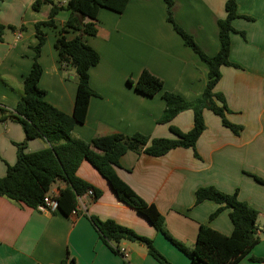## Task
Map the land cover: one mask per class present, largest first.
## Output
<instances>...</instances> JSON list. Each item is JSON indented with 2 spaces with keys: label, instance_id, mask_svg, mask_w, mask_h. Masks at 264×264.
Returning a JSON list of instances; mask_svg holds the SVG:
<instances>
[{
  "label": "crops",
  "instance_id": "obj_1",
  "mask_svg": "<svg viewBox=\"0 0 264 264\" xmlns=\"http://www.w3.org/2000/svg\"><path fill=\"white\" fill-rule=\"evenodd\" d=\"M33 1L0 0V24L6 26L0 36V104L7 110H12L21 96L23 78L32 64V46L37 41L34 24L45 20L51 7L43 2L35 10ZM172 1L174 21L205 54H216L218 20L226 15V0ZM237 12L252 19L239 16L231 21L236 31L230 33L229 59L238 67L221 66L215 91L223 94L229 109L226 117L241 126L239 132L234 133L219 116L204 109L205 129L195 143L198 157L192 148L184 147L160 156L128 150L115 170L141 198L155 205L169 233L188 248L193 247L201 224L226 235L233 228L229 210L210 218L218 205L208 199L195 203V190L212 185L223 192L236 191L240 200L259 211L260 234V241L236 264H264L250 259H264V182L253 176L264 180V0H237ZM67 16L68 11L61 10L55 27H43L45 41L38 57L43 72L38 86L45 90L48 103L71 114L76 74L73 68L61 65L54 46ZM76 34L68 30L65 36ZM85 39L99 54L97 64L88 70L89 84L96 94L89 99L85 120L75 123L71 136L89 141L95 135L139 132L158 138L175 136L170 125L182 131L191 129L192 109L179 112L169 122L157 121L165 107L162 92L191 101L201 96L208 73L206 63L184 45L167 21L164 0H129L120 13L102 7L96 33ZM143 69L163 82L152 96L128 82H135ZM24 138L18 122L0 119V177L7 165L15 163L16 143ZM47 145L44 139H29L25 151ZM77 175L101 192L96 198L82 195L76 213L31 208L0 196V264H159L139 242L123 239L117 246L125 255L113 252L99 237L89 215L111 219L149 237L171 264H193L143 214L119 200L88 160L81 161ZM58 185H52L51 193L57 194Z\"/></svg>",
  "mask_w": 264,
  "mask_h": 264
},
{
  "label": "trees",
  "instance_id": "obj_2",
  "mask_svg": "<svg viewBox=\"0 0 264 264\" xmlns=\"http://www.w3.org/2000/svg\"><path fill=\"white\" fill-rule=\"evenodd\" d=\"M129 0H67L57 3L53 0H34L32 8L37 10L43 2L50 4V10L45 20L34 24V34L37 39L32 46L34 54L28 73L22 81V94L12 110H7L0 104V119H11L18 122L24 132V140L16 143V161L7 165L6 173L0 177V196L17 204L37 208L48 194L57 203V209L64 214L76 210L79 198L92 189V197L100 195V189L92 186L77 175V168L83 159L88 160L98 172L106 178L117 198L143 214L157 231L163 234L172 244L187 255L193 264H236L254 245L260 241L257 218L259 211L238 198L237 192L227 193L215 186H201L195 190V203L205 199L212 200L218 207L210 214L215 217L221 210L228 209V215L233 225L229 235L223 234L207 225L198 228L195 243L192 248L186 247L175 239L165 227L164 216L155 205L146 202L117 174L115 167L119 159L128 150L151 156H160L176 147L192 148L205 129L203 110L209 109L219 116L224 126L238 133L241 126L230 122L222 93L215 91V85L220 78V68L223 65L238 67L229 59L231 46L230 33L236 31L231 21L239 16L252 19L237 12V0H226L224 8L226 15L218 20L219 49L216 54H205L196 44L193 37L185 32L173 19L172 0H164L166 4V19L173 29L181 36L184 45L190 47L203 60L207 67V81L200 97L191 101L183 99L179 94L164 91L162 98L165 107L158 122H169L176 114L185 110L193 111V126L188 131L170 125L174 137L150 138L139 132L124 134L113 132L106 135H95L89 141L71 136L75 123L85 120L89 99L95 91L89 84L88 70L99 61V54L86 41V35L96 33L97 14L104 7L113 12H122ZM61 10L68 11L63 27L58 31L54 46L58 52V60L63 67L73 68L76 74V93L73 111L66 114L44 99L45 90L38 86L43 69L38 62L41 47L45 41L43 27H55V17ZM0 24V36L4 29ZM9 28H14L8 25ZM22 29V26H20ZM68 30L77 34L67 38ZM244 35L243 32H240ZM133 84L135 89L147 96L157 93L163 86L160 78L143 69ZM40 138L47 146L36 151L26 152L25 146L29 139ZM255 179L264 182L253 175ZM58 185L57 194L51 193V187ZM99 237L115 253L124 255L117 243L123 239L142 243L159 264H171L153 244L152 239L138 234L133 229L118 224L111 219H100L89 215ZM264 236V231H263ZM251 260L264 261L263 258L250 257Z\"/></svg>",
  "mask_w": 264,
  "mask_h": 264
},
{
  "label": "built area",
  "instance_id": "obj_3",
  "mask_svg": "<svg viewBox=\"0 0 264 264\" xmlns=\"http://www.w3.org/2000/svg\"><path fill=\"white\" fill-rule=\"evenodd\" d=\"M87 194L92 195V189H89ZM37 208L41 210H55L57 208V203L48 194H46L43 198V202L39 204ZM71 213H76V210H72Z\"/></svg>",
  "mask_w": 264,
  "mask_h": 264
},
{
  "label": "rangeland",
  "instance_id": "obj_4",
  "mask_svg": "<svg viewBox=\"0 0 264 264\" xmlns=\"http://www.w3.org/2000/svg\"><path fill=\"white\" fill-rule=\"evenodd\" d=\"M263 235V234H262Z\"/></svg>",
  "mask_w": 264,
  "mask_h": 264
}]
</instances>
